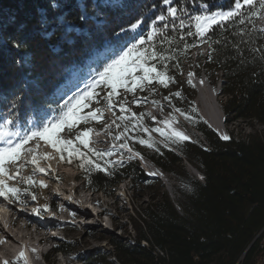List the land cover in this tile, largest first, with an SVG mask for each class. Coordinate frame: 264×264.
Masks as SVG:
<instances>
[{
  "label": "trees",
  "instance_id": "16d2710c",
  "mask_svg": "<svg viewBox=\"0 0 264 264\" xmlns=\"http://www.w3.org/2000/svg\"><path fill=\"white\" fill-rule=\"evenodd\" d=\"M233 2L172 0V5H165L162 0H0V120L10 115L13 102L17 107L12 116L22 133L60 115L62 109L57 105L86 90L97 72L136 39H146L151 30L149 25L167 7L186 9L187 14L182 12L181 19L191 24V16L202 10L227 11ZM140 19L144 21L141 28L136 32L128 31L130 25ZM175 24L178 27L179 21ZM156 27L162 26L157 23ZM240 28L238 24H229L226 29L216 26L209 32L208 39L222 43L213 44L215 51L211 52V57L205 56V65L222 73L219 95L226 98L221 101L225 122L255 121L264 126V35L250 32L242 38L237 34ZM189 30L177 31L171 26L166 30L168 37L178 41L172 49L180 48L185 42L207 46L199 44L195 36L179 41V36ZM161 39L157 37L153 42L156 49L165 55L171 54L169 46L160 43ZM194 49H189L186 56L177 52L178 59L167 62L168 75L175 77L176 83L168 88L154 83L148 90L136 89L139 103L133 104L139 113H146L147 102L143 99L158 104L166 101L173 110L180 109L191 117L186 120L177 112L182 121L192 127L195 140L173 144L156 132L145 133L138 128L128 133L131 137L128 143L135 151L161 170L179 175L181 211L174 206L162 182L147 175L137 159L111 164L117 161L115 156L123 153L122 149L96 160L88 148L75 141L76 132L104 125L107 113L104 124H81L76 132L62 133L74 141L81 153L108 169L98 171L95 164L89 165L84 157L64 154L65 160L61 162L78 170L91 191L107 193L126 178L135 185L158 184L163 190L145 208L137 237L131 241L113 235L110 238L113 251L95 249L83 264H256L261 261L258 234L264 229V130L242 138L232 134L229 140H224L206 122L195 106L194 88L187 83L188 95H183L182 89L184 62ZM176 63L180 65L179 71L174 67ZM151 64L163 70L158 60L150 61ZM119 92L115 104L123 97H127L129 103L135 98L123 88ZM175 92H180L181 97L173 96ZM105 94L106 91H101L96 97L100 103L94 102L92 108H107V101L102 98ZM165 97H171L170 104ZM129 103L124 106L128 107ZM91 110L85 109V112ZM113 111L118 116L116 107ZM175 117L180 121L177 115ZM143 124L149 129L158 127L147 115ZM120 126L122 130V122ZM149 136L159 151L136 142L138 138L147 140ZM92 142L89 148L101 152L112 150L96 148ZM184 158L196 165L203 181L192 177L183 167ZM68 159L72 162L68 163ZM81 164L84 166L80 167ZM67 245L57 250L68 254L72 249Z\"/></svg>",
  "mask_w": 264,
  "mask_h": 264
},
{
  "label": "snow or ice",
  "instance_id": "6c2138e0",
  "mask_svg": "<svg viewBox=\"0 0 264 264\" xmlns=\"http://www.w3.org/2000/svg\"><path fill=\"white\" fill-rule=\"evenodd\" d=\"M165 5H172V0H162ZM207 8V5H205ZM187 14L186 9L178 8L177 6H169L165 12L156 17L155 21L150 27V31L147 33L146 39L141 37L136 39L135 42L131 43L130 46L122 50L118 55L104 65L102 70L97 72L96 78L93 82L87 86L86 90L75 96H70L63 101L62 105H57L58 108L62 109L60 115L51 120L41 122L40 126L30 129L29 131L22 133L18 126H15V120L12 114L17 105L15 102L9 108L10 115L0 120V199L6 201L8 205L14 203H24L21 199L22 191L26 194L27 189H21L17 184L25 183L30 187L40 186L47 187L43 181H39L33 178V176L24 177L22 172L27 170L26 165L34 166L35 171L40 173H46L47 169L41 166V161H48L55 159L56 157L51 154L39 153L41 147L40 142H44L45 147H51L56 153H59V159L65 160V153L68 157L75 156L76 158L84 157L89 165L95 164L98 171L107 172L108 169L101 167L99 163H96L91 157H95L96 160H102L105 156H112L114 151L118 149H124L128 155V160L132 159H143L140 153L135 152L131 147L128 146V141L131 137L128 136L130 131L140 129L145 133L156 132L161 136H164L166 140L173 144L182 143L189 140V137L184 132L175 128L174 125L179 123V120L175 116H171L169 119H165L162 123L167 131L165 132L162 128L149 129L143 125L144 117L152 116L151 112L141 113L137 115L131 112L130 107L124 105L129 103L127 97H123L120 103V111L124 113H131L130 116H116L113 108L116 107L114 101L120 96L119 89L123 88L125 92L132 94L135 98L132 103H139V97H136V89L140 91L148 90L154 83H158L163 88H168L170 84L176 83L175 77L169 76L168 61L177 60V52L179 55L186 56L187 52L191 48L198 47L196 42L192 44L184 43L178 49H172L171 46L177 44L178 41L175 38L167 36L166 30L171 26L174 30L182 31L185 28L190 30L187 33H182L179 36V41H185L186 36H195L199 38V44H207L208 49L211 51L204 53L211 57V52L215 51L213 44H221L222 41H212L208 39V34L213 30L214 27L220 26L225 28L229 24H238L241 26L237 33L242 38L247 36L250 32H258L264 35V27L257 28V21H264V0H234L233 6L227 11H215L209 12L202 10L200 14L191 16V24H185L181 19V13ZM171 20L174 23L169 25L166 21ZM179 21L178 27L175 22ZM144 23L143 19L137 20L131 24L128 31L136 32L137 29L141 28ZM159 23L162 27L157 28L156 24ZM194 29V30H193ZM157 37H162L160 40L161 44H167L171 49V54L165 55L156 49L155 43H153ZM243 42V40H242ZM237 50L239 45L236 46ZM255 52H260L261 49H254ZM243 55V53H241ZM158 60L163 70H158L155 64H151L150 61ZM174 67L179 71L180 65L176 63ZM140 73V75H137ZM183 73H181L182 75ZM194 73L189 74L188 83L192 84V77ZM204 83L203 80L200 81ZM106 91V94L102 97L107 101V108L95 107L92 108V104L95 102L99 104L100 101L96 99L101 95V91ZM110 89V91H107ZM175 97H181L180 92L172 94ZM165 100L171 102V97H165ZM153 103H158L153 101ZM91 108V111L85 112V109ZM175 112H180V115L184 116L186 120H190L191 117L185 115L180 109H174ZM111 112L115 119L111 123L107 124L105 133L111 135L110 129L114 125L119 129L120 125L117 121H121L123 128L119 131L118 135L113 136L115 141H124L123 143L112 144V150L101 152L95 148H89V144L92 142V136H100V132H94L93 128H85L78 132L77 129L80 125H89L93 122L97 124L105 123V114ZM155 119V117H152ZM126 121V122H125ZM73 133L76 132L75 141H78L83 147L88 148L91 157L80 152V149L76 147V144L72 139H67L62 133ZM224 140H229L230 137L222 135ZM137 143L144 145L147 148H154L155 142L152 141L151 136L145 140L138 138ZM32 145V146H29ZM167 147V144H165ZM123 156V153H121ZM68 163H71V159H68ZM123 159L120 161H112L111 164L117 165L122 164ZM84 165L81 164L80 167ZM50 167V165H49ZM155 175L156 173H149ZM201 180L204 177H200ZM15 181L16 183H13ZM32 199L35 200L36 196L33 195ZM33 213L36 215L41 214L39 208L33 209ZM21 257L26 259L25 253H21Z\"/></svg>",
  "mask_w": 264,
  "mask_h": 264
},
{
  "label": "rangeland",
  "instance_id": "374dc122",
  "mask_svg": "<svg viewBox=\"0 0 264 264\" xmlns=\"http://www.w3.org/2000/svg\"><path fill=\"white\" fill-rule=\"evenodd\" d=\"M258 28L260 27L258 26ZM200 51L204 52L200 53ZM207 52L208 47L206 45L197 47L190 53L189 59L184 62L182 75V81L184 83L182 86L184 91L183 95H188L190 92L186 86L190 73L198 75L205 74L212 86L218 92L223 80L222 73L218 70L207 68L204 60L205 56L207 55L204 53ZM192 84L194 85L193 82ZM193 88L197 94L196 87ZM218 99L220 104L221 101L226 100V98L219 95V93ZM143 101L147 102V104L144 106V110L146 113L151 112L152 116L149 117L151 121L159 128L164 129L159 124L157 119L162 120L165 117L176 115L179 117L177 112H175L173 108L166 103V101L165 104L164 102L161 104L153 103L152 100L148 99H143ZM121 102L122 101H119L116 104L118 116H128V114L131 115V113L124 114V112L120 111L119 105ZM195 106L199 111L196 97ZM128 107L131 108V112H134L137 115L141 114L133 103H129ZM152 117H155V119H152ZM113 119H115V117L111 112H108L106 123L104 125L92 127L94 132L101 133L100 136L93 134L92 143L94 147L112 148L113 143L120 144L124 142L113 140V136L118 135L119 131H121V126L118 129L116 125H114L113 128L109 130L111 135L105 133L104 131L107 127V124L111 123ZM179 119L182 121L180 117ZM180 121L179 123L191 135L189 140H195V136L192 134V127L187 125V123L184 121H182L183 123ZM120 123L121 122L117 121L118 125H120ZM226 126L228 128L230 138L232 134L237 138H242L249 133H253L254 131L264 130V126L259 125L255 121L249 122L237 120L235 122L226 123ZM166 131L167 130H165V132ZM96 137H99L101 140H96ZM199 138L201 139V137ZM128 146L131 147L130 143H128ZM122 150L123 156L118 155L114 158L117 161L123 159V163L130 162L131 160H128L127 158L129 153H127L124 149ZM140 156H142L150 165L157 169L161 176L150 175V172H147L142 167L143 165L141 159L137 158L142 170L147 175L152 176L153 178H158L162 182L164 185V190L169 195L174 206L177 210L181 211V201H183V198L181 193L178 192V187H182V184L179 182V175L176 172H165L145 156L141 154ZM182 165L192 177L199 179L194 172L195 169L197 171L198 169L192 161L184 158ZM66 167H68L70 171L74 172L75 184L82 186V188L76 193L63 191L61 189L62 182H52L49 180V185L52 187L51 189H53V197L51 199L47 198L50 199V201L44 206L39 204L38 200L42 196V191L45 189V187H30L25 183L17 184V186H19L22 190H28L26 194L23 191L21 193L24 203L17 202L12 205H8L6 201L0 199V212H6V214H10V211L15 208V210L17 209L18 211L25 213L26 215L41 223H45L47 220H49V223L51 224L49 228L42 230L49 236H52L49 241L43 244H37V242L34 241L33 247L37 253L33 251L30 253L24 245L19 246V251L25 253V256L28 257L29 261L31 260V264H83L84 261H87L89 258V254L95 249L113 251V247L110 242V238L113 235L132 241L138 236V229L140 225L143 224L142 222L145 208L148 206V204L152 203L153 198L159 197L163 191L158 184L135 185L132 184L128 178H126L107 193L94 192L87 187L78 170L70 166ZM22 175L24 177L33 176L34 179L43 181L44 184L48 185L45 178L41 179V176L37 174H28V172L25 170L22 172ZM13 183L16 182L13 181ZM33 195L36 196L35 200L32 199ZM35 208H39L41 210L40 215L33 213V209ZM5 221V218H2L0 221V228H3V230L6 229ZM36 227L37 225L35 224L31 225V230L35 229ZM66 243L68 244L67 246L72 249L70 253L65 254L57 250L58 247H63ZM31 254L33 256H31ZM18 256L19 257H17V261L12 262L9 259H5L0 253L1 264H28L27 259L22 258L21 255ZM34 257L36 258L35 263L33 262Z\"/></svg>",
  "mask_w": 264,
  "mask_h": 264
},
{
  "label": "bare ground",
  "instance_id": "6f19581e",
  "mask_svg": "<svg viewBox=\"0 0 264 264\" xmlns=\"http://www.w3.org/2000/svg\"><path fill=\"white\" fill-rule=\"evenodd\" d=\"M258 26L264 27V21H258ZM203 52L204 51H200V53ZM201 80L204 81L203 84L200 83ZM192 82L194 83L197 90L196 102L199 107L201 116L218 133L220 137H222V135H227L229 137V131L226 126L223 107L219 102L217 90L212 86V84L210 83L209 79L205 74H201V75L195 74L192 77ZM169 118L170 117H165L162 120L157 119L159 124L165 130L167 129L160 122ZM174 127L184 132L185 135L189 137V139L191 138V135L180 123L175 124ZM99 139H100L99 137H96V140ZM40 144L41 147L39 148V153L41 155L51 154L56 158L48 161H43V160L41 161V166L47 169L46 173H40L39 171H35L34 173L33 171L34 166L30 164L26 165V169H27L26 171L28 172V174H37L41 176L40 177L41 179L45 178L48 185L42 191V196L38 200V203L44 206L48 204L50 199L53 197V193H52L53 189H51L52 187L49 185L50 183L49 180H51L52 182L53 181L62 182L61 189L63 191H68L73 193L78 192L82 188V186L75 184L74 172L70 171L68 167L64 166L61 163L58 154L53 149H51V147H45L44 142L41 141ZM141 162L143 165L142 167L147 172L156 173L155 174L156 176H161L158 173L159 171L155 169L152 165H150L144 158L141 160ZM2 218L6 219L5 221L6 229L3 230V228H0V253L4 256L5 259H9L12 262L17 261V257H19L18 255H21V253H23L19 251L20 245H24L25 248H27L30 253L32 251L37 253V251L33 247L34 241H36L37 244H43L49 241V239L52 237L49 236L46 232L42 231L46 228H49V226L51 225L49 223V220H47L45 223H41L35 220L34 218L26 215L25 213L18 211L17 209L15 210V208L10 211V214H6V212L4 213L0 212V221L2 220ZM33 224L37 225V227L31 230V225ZM260 248H261L260 257H261V261H263L264 237H260ZM31 256L33 255L31 254ZM26 259L28 260V264H29L31 260L29 261L28 257H26ZM33 260H34L33 262L35 263L36 258L34 257ZM0 264H1V257H0Z\"/></svg>",
  "mask_w": 264,
  "mask_h": 264
},
{
  "label": "built area",
  "instance_id": "2783aa9c",
  "mask_svg": "<svg viewBox=\"0 0 264 264\" xmlns=\"http://www.w3.org/2000/svg\"><path fill=\"white\" fill-rule=\"evenodd\" d=\"M260 237H264V230H263L262 233H259V234H258L259 245H260ZM260 262H261V264H264V260H263V261H260Z\"/></svg>",
  "mask_w": 264,
  "mask_h": 264
},
{
  "label": "water",
  "instance_id": "95a60500",
  "mask_svg": "<svg viewBox=\"0 0 264 264\" xmlns=\"http://www.w3.org/2000/svg\"><path fill=\"white\" fill-rule=\"evenodd\" d=\"M217 93H219V90H218ZM194 172H195L196 176H198L199 180H201L200 177H201L202 175L200 174V172L197 171L196 169L194 170ZM202 181H203V180H202Z\"/></svg>",
  "mask_w": 264,
  "mask_h": 264
},
{
  "label": "crops",
  "instance_id": "0c3cea01",
  "mask_svg": "<svg viewBox=\"0 0 264 264\" xmlns=\"http://www.w3.org/2000/svg\"><path fill=\"white\" fill-rule=\"evenodd\" d=\"M256 264H261V262L259 261V262H257Z\"/></svg>",
  "mask_w": 264,
  "mask_h": 264
}]
</instances>
